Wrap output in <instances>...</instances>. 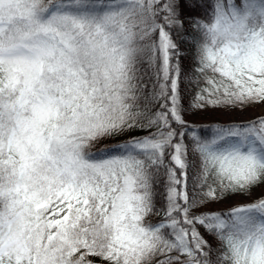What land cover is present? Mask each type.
<instances>
[{
	"label": "snow or ice",
	"instance_id": "snow-or-ice-1",
	"mask_svg": "<svg viewBox=\"0 0 264 264\" xmlns=\"http://www.w3.org/2000/svg\"><path fill=\"white\" fill-rule=\"evenodd\" d=\"M257 103L264 0H0V264H264Z\"/></svg>",
	"mask_w": 264,
	"mask_h": 264
},
{
	"label": "rangeland",
	"instance_id": "rangeland-1",
	"mask_svg": "<svg viewBox=\"0 0 264 264\" xmlns=\"http://www.w3.org/2000/svg\"><path fill=\"white\" fill-rule=\"evenodd\" d=\"M190 99H185L184 106L185 108H188ZM260 115H264V103H257L256 105L252 107H246L242 111L237 109H232L230 111H222V110H203V111H197V110H188L185 112L184 116L187 120L195 121V122H205L210 120L215 121H222V122H228V121H235V122H242L247 121L250 119H253L255 117H258ZM264 192V184H261L257 187H255L251 193H246L244 195H237L231 197L228 201H223L220 203L211 204L208 207L211 209H219L225 206L226 203H232V202H239V203H246L250 202V200L255 199L261 193ZM210 243H215L211 237H207ZM215 258V254H213V259Z\"/></svg>",
	"mask_w": 264,
	"mask_h": 264
},
{
	"label": "trees",
	"instance_id": "trees-1",
	"mask_svg": "<svg viewBox=\"0 0 264 264\" xmlns=\"http://www.w3.org/2000/svg\"><path fill=\"white\" fill-rule=\"evenodd\" d=\"M197 2H199V0H197ZM210 2H211V0H210ZM181 20H183V28L176 27L174 29V37L177 40H179V38L182 36V34L185 30H188V31L192 30V19L188 15L187 11H185V14L181 16ZM181 47L187 48V45H182ZM181 66L185 70V75L181 78V84H180V92H181V95L183 96V104H184L185 99H187V98L192 99V97L195 95V93L197 91V87L194 83H189V78L192 77V75H193L192 72L190 71L191 57L186 55L184 58H182ZM254 105H256V104H252L248 107H252ZM184 119L189 124L197 125V126L207 125L210 122L215 121V120H210V121H205V122H195V121L187 120L185 118V116H184ZM247 121H242V122H247ZM220 122H222V121H220ZM205 131H207V130H205ZM142 134L143 133L133 132L130 135H142ZM126 138H127L126 136H122V137H118L116 139L123 140ZM165 179H166V177H164L163 174H160L158 177V185L155 188V192H156L155 200H156L157 207H161L164 203L163 196H164V191H165ZM252 200H254V199H252ZM252 200H250V202ZM213 210H215V209H213ZM207 237L208 236H206L205 238L207 239ZM97 264H99V261H97Z\"/></svg>",
	"mask_w": 264,
	"mask_h": 264
}]
</instances>
